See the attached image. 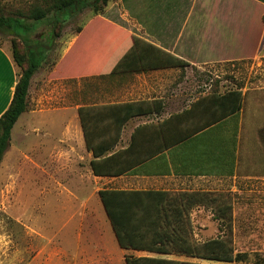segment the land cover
<instances>
[{"label":"crops","instance_id":"1","mask_svg":"<svg viewBox=\"0 0 264 264\" xmlns=\"http://www.w3.org/2000/svg\"><path fill=\"white\" fill-rule=\"evenodd\" d=\"M263 6L257 0H113L100 14L84 9L71 16L69 19L77 16L79 30L60 45L61 56L53 67L68 88L67 106L28 109L39 68L30 80L27 110L21 116L39 111L42 121L30 124L29 128L32 131L36 128L38 135L42 131L43 138H23L22 154L24 157L26 153L36 154L52 168L54 162L61 160L68 164L72 158L88 159L92 177L105 187L99 190L197 193V201L190 211L194 223L264 222V106H261L264 102L257 93L264 87L235 86L243 96L239 112L176 146L149 155L161 146L159 125L164 123L166 136L167 126L170 129L173 124L172 117L190 109L198 99L189 101L187 97L200 94L198 80L206 66L229 64L235 67L264 58V25L258 20ZM134 38L188 66L141 70L140 64L154 65L160 61L144 44L139 48L143 51L148 48L147 53L141 51L137 56L132 51ZM214 76L220 78L217 74ZM17 80L12 55L0 46V116L12 101ZM77 86L89 99L138 96L133 100H107L96 104L158 101L150 105L149 114L130 118L117 144L101 157L120 153L119 161L143 158L144 162L115 177L93 174L94 156L86 149L78 114L81 104L77 105L73 98ZM42 91L36 101L31 97V102H36L37 106L44 99ZM11 137L3 159L13 145ZM130 144L131 149L122 153ZM42 194L44 200L45 189ZM114 240L118 246L115 237ZM94 251L103 252L104 264L116 263L115 257H120L125 264V252L120 248L102 246ZM132 253L136 257L152 256L147 252ZM87 255L80 254L77 261L94 262L86 258Z\"/></svg>","mask_w":264,"mask_h":264},{"label":"rangeland","instance_id":"2","mask_svg":"<svg viewBox=\"0 0 264 264\" xmlns=\"http://www.w3.org/2000/svg\"><path fill=\"white\" fill-rule=\"evenodd\" d=\"M47 1L0 0V9L4 15L13 16L18 12L28 13L35 7H44ZM251 14H254V9ZM76 17L68 19L59 29L60 38L53 43L46 61L36 74L28 109L47 110L52 106H67L68 88L64 87L63 78L58 77L53 67L61 56L60 45L79 30L80 23L75 21ZM258 20L264 25V6L259 12ZM50 29L46 22H42L36 25L29 39L45 38ZM12 40L10 35L0 31V46L10 53ZM17 73H20L19 68ZM215 74L220 78L215 77ZM198 85L200 94L188 96L189 101L217 91L222 93L235 86L250 89L264 87V58L250 60L235 67L229 64L208 65L202 78L198 80ZM77 88V93L73 96L77 105L138 98L121 96L117 99H102L93 96L89 99L84 90L78 86ZM41 89L44 99L37 106L36 102H31V97L36 101ZM257 93L264 102V90ZM39 121H42L39 111L28 112L18 119L11 137L13 145L0 165V264H81L77 261L79 255L86 253V258L94 260L91 264H100L103 252L94 249L102 246L119 249L97 194L100 188L105 187L92 177L88 159L72 158L68 164L66 160H61L60 163L54 162L55 167L52 168L50 163L45 164L39 160L36 154L26 153L24 157L21 152L23 138H43L42 131L38 135L36 128L33 131L29 128L30 124L36 125ZM26 156L30 159L27 160ZM44 189L46 197L43 200L41 196ZM55 195H58V199H55ZM192 238L197 243L227 239L232 244L234 254L244 255L245 259L221 263L184 256L165 258L197 264H264V222H192ZM114 261L116 263L108 264H122L120 257H115Z\"/></svg>","mask_w":264,"mask_h":264},{"label":"trees","instance_id":"3","mask_svg":"<svg viewBox=\"0 0 264 264\" xmlns=\"http://www.w3.org/2000/svg\"><path fill=\"white\" fill-rule=\"evenodd\" d=\"M111 0H48L44 7H35L28 13L18 12L6 16L0 9V31L10 35L12 60L20 69L12 101L0 116V164L9 146L11 131L20 116L27 110L30 80L46 61L54 41L60 36L59 29L71 16L84 9L94 14L103 12ZM264 4V0H257ZM46 22L50 33L37 40L29 39L36 25ZM18 39V41L16 40ZM140 42V44H139ZM144 44L157 55L160 63L143 65L146 68L173 67L184 69L188 64L164 51L138 39L133 40L132 51L140 56L139 45ZM240 89H229L209 93L198 98L190 109L172 117V126L164 123L158 127L161 146L150 152L158 154L172 146L190 139L199 132L240 111L242 106ZM158 101H136L123 103H84L78 109L86 149L94 160L91 169L95 176L115 177L145 159L119 161L120 153L101 158L118 142L124 124L135 116L149 114L150 105ZM169 120L167 121V125ZM127 150L122 153H127ZM158 152V153H157ZM125 155V154H124ZM114 237L124 253L125 264H197L165 258L184 256L221 263L243 261L244 255L234 254L227 239H212L197 243L192 238L191 207L196 203L197 193H171L161 190H116L102 189L97 192ZM229 224V223H227ZM132 252H147L152 256L136 257Z\"/></svg>","mask_w":264,"mask_h":264}]
</instances>
